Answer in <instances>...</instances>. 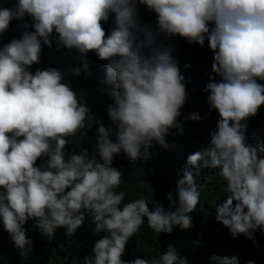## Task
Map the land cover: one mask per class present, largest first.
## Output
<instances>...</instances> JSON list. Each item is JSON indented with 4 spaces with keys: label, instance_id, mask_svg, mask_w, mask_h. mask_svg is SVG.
I'll list each match as a JSON object with an SVG mask.
<instances>
[{
    "label": "clouds",
    "instance_id": "obj_1",
    "mask_svg": "<svg viewBox=\"0 0 264 264\" xmlns=\"http://www.w3.org/2000/svg\"><path fill=\"white\" fill-rule=\"evenodd\" d=\"M141 8L155 14V25L142 22ZM26 17L32 31L0 47V223L21 257L33 251L29 221L51 240L61 228L74 235L90 214L100 238L83 264H188L171 244L151 261L123 257L145 220L158 234L192 227L202 169L215 170L227 193L216 206V222L234 238L264 232V143L247 142V121L264 107L258 83L264 81V0H17L0 7V37ZM177 37L201 47L207 41L214 75L204 91L209 113L219 119L207 147L187 156L167 206L153 198L126 200L115 157L124 154L135 166L148 160L154 144L167 148L171 130L182 129L190 97L174 48L162 42ZM53 43L81 58L72 76L90 74L89 53L105 62L109 125L78 99L67 73L30 70ZM189 119L202 121L196 113ZM93 127L91 155L66 151L69 138ZM209 260L239 264L236 255Z\"/></svg>",
    "mask_w": 264,
    "mask_h": 264
},
{
    "label": "trees",
    "instance_id": "obj_2",
    "mask_svg": "<svg viewBox=\"0 0 264 264\" xmlns=\"http://www.w3.org/2000/svg\"><path fill=\"white\" fill-rule=\"evenodd\" d=\"M17 0H0V7L12 8ZM142 22L152 25L156 23V16L146 8L140 9ZM32 21L26 17L23 21L13 20L8 31L0 37V47L12 39H19L24 33L32 31ZM105 24L106 31L110 28ZM169 43L174 48L173 57L179 63L185 76L186 91L190 99L182 109V129H173L166 137L167 148L153 145L151 155L146 161H138L135 166L129 162L124 154L115 157L113 166L122 170V182L119 191H123L126 200L152 198L167 206L166 194L175 192L176 182L181 178L186 167L187 156L197 151H203L209 143V133L216 127L218 113H209L207 93L204 88L213 77L211 64L213 53L207 41L204 46L188 44L179 37ZM89 73H82L79 77L71 75V69L81 64V58L75 51H69L53 43L52 48L44 47L41 62L30 70H44L57 68L68 75L66 81L78 95V99L86 102L91 111L106 125L109 121L106 109L112 103L109 96L102 91L106 86L102 83L105 77V62L100 61L94 53L86 58ZM185 65L189 67L185 68ZM216 79H219L216 77ZM264 84V81H258ZM101 89L98 91L97 89ZM199 114L201 122L193 121L189 117ZM70 143L66 151L75 152L88 149L91 155L95 151L96 129H82L76 136L69 138ZM247 142L253 145L264 143V107H261L255 117L247 121ZM38 161V165L44 163ZM202 187L201 201L190 214L192 227L187 231L174 228L172 233L158 234L153 232L147 224L141 225L139 232L126 245L123 259L131 261L137 257L151 261L157 257L169 244L178 249L182 257L188 259V264H211L209 257L213 254L220 256L236 255L239 264H264V232L257 231L252 238L240 236L234 238L228 229L215 220L216 206L226 198L223 181L215 175L213 169H202L197 177ZM151 208V205H149ZM83 225L72 236L65 235V229H57L53 239L44 237L33 221L25 225V232L32 243L33 251L28 257H21L15 248L9 234L0 223V264H83L85 256L92 254V248L98 237L91 221V215L85 214ZM103 235V234H101Z\"/></svg>",
    "mask_w": 264,
    "mask_h": 264
}]
</instances>
